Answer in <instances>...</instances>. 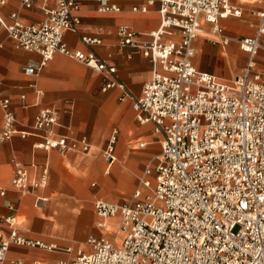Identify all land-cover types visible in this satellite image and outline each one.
<instances>
[{"label":"built area","instance_id":"2783aa9c","mask_svg":"<svg viewBox=\"0 0 264 264\" xmlns=\"http://www.w3.org/2000/svg\"><path fill=\"white\" fill-rule=\"evenodd\" d=\"M8 1L0 0V27L18 47L42 56L39 67H24L26 74L37 73L56 52L105 73L103 91L117 87L121 100L132 101L136 119L154 125L161 152L146 165L130 201L94 203L98 227L110 230L108 219L114 218L120 243L107 233L90 236L88 249L62 248L24 236L15 215H4L0 262L12 245H19L69 254L54 264H264V72L257 70L256 61L264 37V10L257 13L260 22L254 35L232 38L221 21L241 16L242 10L231 0H150L149 4L158 2L161 16L159 29L148 34L150 41L138 40L140 33L127 25L118 29L122 45L142 51L153 64L151 79L135 96L114 78L115 66L66 43L65 33L77 32L81 23L82 0H56V6L47 8L45 18L35 23L21 21L16 12L7 20L2 8ZM23 2L31 5V0ZM99 3L101 12L119 10L111 0ZM202 20L211 24L216 42L224 46L235 42L248 55L246 67L234 79L225 81L195 66L194 43L203 30ZM166 29L176 31L180 40L162 41ZM82 40L88 45L102 42L91 36ZM0 107V144L15 135L35 136L37 150L90 151L87 138L58 134L59 115L52 107L42 109L29 128H19L1 82ZM117 134L113 132L102 150L109 165L117 158ZM48 174L44 167L41 177L31 181L27 167L15 161L11 182L28 192L46 186ZM6 192L0 186V194ZM12 264L25 262L17 258Z\"/></svg>","mask_w":264,"mask_h":264},{"label":"crops","instance_id":"0c3cea01","mask_svg":"<svg viewBox=\"0 0 264 264\" xmlns=\"http://www.w3.org/2000/svg\"><path fill=\"white\" fill-rule=\"evenodd\" d=\"M149 1L111 0L119 10L101 12L99 0H82L78 31L65 33L70 49L94 53L107 65L115 66L114 78L124 83L135 96L141 95L143 85L151 79L153 64L142 51L122 45L118 29L127 25L140 33L138 40L150 41L148 34L159 29L161 16L158 2L149 4ZM231 2L241 8L242 14L221 21L226 34L232 38L254 35L260 22L257 13L264 10V0ZM55 6L56 0H31L30 6L23 0H9L3 6L2 14L10 21L11 14L16 12L21 21L35 23L45 18L47 8ZM144 7L146 11L142 10ZM202 25L203 33L194 43L195 66L225 81L240 75L248 63V55L245 63L246 56L238 44L231 42L224 46L216 42L211 24L202 20ZM82 36L97 37L102 42L88 45ZM161 40L178 41L180 36L176 31L166 29ZM261 43L256 61L257 70L264 72V37ZM41 61L39 53L18 47L0 27V82L4 94L11 99L17 126L29 128L42 109L55 108L60 121L58 134L73 139L87 138L90 151L37 150L34 148L38 140L35 136L22 138L15 135L1 143L0 186L7 192L4 196L0 194V216L15 215L21 233L30 239L56 243L62 248L71 246L75 249L78 245L88 248L86 241L90 236L110 234V230L116 232L114 218L109 219L110 230L98 227L100 218L95 211V201L123 203L132 196L146 165L154 162L161 152L159 136L152 123H140L136 119L132 101L121 100L119 88L103 91L105 73L63 52H56L34 75L25 73V66L39 67ZM2 126L0 107V131ZM114 131L118 132L117 158L109 165L102 150ZM15 161L27 167L31 181L39 179L44 167H48L47 185L28 192L17 190L11 182ZM39 197L45 200L38 201ZM17 258L23 259L25 264H54L69 258V254L12 245L7 259L0 264H12Z\"/></svg>","mask_w":264,"mask_h":264},{"label":"rangeland","instance_id":"374dc122","mask_svg":"<svg viewBox=\"0 0 264 264\" xmlns=\"http://www.w3.org/2000/svg\"><path fill=\"white\" fill-rule=\"evenodd\" d=\"M232 45V44H231ZM238 51L239 52H241L240 51V49H239V47H238ZM243 54H245V56H246V59H245V63H246V60H247V55H246V53H244V52H242ZM244 63V64H245ZM261 68H263V66H260ZM239 73H241V71L239 72ZM132 197V196H131ZM131 197L129 198V199H124L122 202L124 203V202H128V201H130L131 200ZM111 232H110V236L111 237H113V236H115L116 235V232L114 231V230H110ZM88 238V237H87ZM87 238L86 239H84L83 241H86L87 240ZM117 238H118V234L116 235V240H117ZM121 240H122V235H119V241H118V243H120L121 242ZM77 248L76 249H78L79 247H82V248H84V249H88L86 246H84V245H78V246H76Z\"/></svg>","mask_w":264,"mask_h":264},{"label":"bare ground","instance_id":"6f19581e","mask_svg":"<svg viewBox=\"0 0 264 264\" xmlns=\"http://www.w3.org/2000/svg\"><path fill=\"white\" fill-rule=\"evenodd\" d=\"M201 33H203V30H202V32ZM213 36V35H212ZM108 225H109V227H111V225H110V222H109V219H108ZM116 232H117V225H116ZM119 233H118V238H117V241H119ZM80 248H82V247H79L78 249H80ZM76 249V248H75ZM78 249H76V250H78ZM82 249H84V248H82Z\"/></svg>","mask_w":264,"mask_h":264}]
</instances>
